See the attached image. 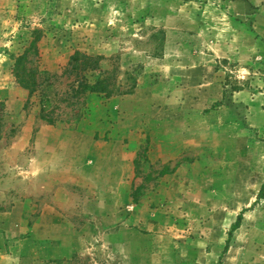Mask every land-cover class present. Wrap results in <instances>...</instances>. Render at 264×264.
<instances>
[{"label": "rangeland", "instance_id": "rangeland-1", "mask_svg": "<svg viewBox=\"0 0 264 264\" xmlns=\"http://www.w3.org/2000/svg\"><path fill=\"white\" fill-rule=\"evenodd\" d=\"M225 1L0 0V264H264V0Z\"/></svg>", "mask_w": 264, "mask_h": 264}, {"label": "trees", "instance_id": "trees-1", "mask_svg": "<svg viewBox=\"0 0 264 264\" xmlns=\"http://www.w3.org/2000/svg\"><path fill=\"white\" fill-rule=\"evenodd\" d=\"M31 46V45H30ZM30 46L23 51L22 54L18 55L14 59V66H13V75L15 77V81L28 90V94L32 95L39 85L40 81L38 78L40 77L39 74H43V71H37L36 69H27L25 68L26 60L29 56ZM100 56H90L83 52H79L75 50L73 54L70 56L66 71L69 73H74V81L77 84L75 93L76 94H85L87 92H96V93H103L106 96L111 94V90L108 88V81L107 76H100L94 82H90L84 74L85 71H93L98 68V59ZM39 73L36 75V73ZM43 110V109H42ZM41 118L44 119L49 124L54 123V118L41 113ZM135 199V197H134ZM242 219V214L240 213L235 221V223L231 226L230 231L228 232V238L226 240V244L224 246V252L227 250L229 246V241L232 236V232L236 230Z\"/></svg>", "mask_w": 264, "mask_h": 264}, {"label": "crops", "instance_id": "crops-1", "mask_svg": "<svg viewBox=\"0 0 264 264\" xmlns=\"http://www.w3.org/2000/svg\"><path fill=\"white\" fill-rule=\"evenodd\" d=\"M230 2V0H227V1H225L223 4H225V3H229ZM240 2H242L241 0H232L231 1V4L232 5H237V6H240ZM230 4V3H229Z\"/></svg>", "mask_w": 264, "mask_h": 264}]
</instances>
